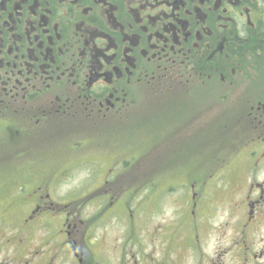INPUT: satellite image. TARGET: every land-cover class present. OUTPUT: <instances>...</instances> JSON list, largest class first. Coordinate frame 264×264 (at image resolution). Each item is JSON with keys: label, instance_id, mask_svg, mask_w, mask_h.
Instances as JSON below:
<instances>
[{"label": "flooded vegetation", "instance_id": "flooded-vegetation-1", "mask_svg": "<svg viewBox=\"0 0 264 264\" xmlns=\"http://www.w3.org/2000/svg\"><path fill=\"white\" fill-rule=\"evenodd\" d=\"M153 114L173 131L155 148ZM187 157L160 189L188 185L167 234L184 244L157 261L153 223L131 264H264V0H0V264H102L93 229L137 216L112 210L135 194L122 184L158 188L155 173ZM75 170L103 174L66 189ZM87 195L99 201L84 219ZM217 198L229 207L206 254Z\"/></svg>", "mask_w": 264, "mask_h": 264}, {"label": "rangeland", "instance_id": "rangeland-1", "mask_svg": "<svg viewBox=\"0 0 264 264\" xmlns=\"http://www.w3.org/2000/svg\"><path fill=\"white\" fill-rule=\"evenodd\" d=\"M185 111L186 113L188 112V110ZM169 113L161 112L163 116ZM158 118L159 116L156 114H153L150 118H148L149 133L144 137V140L148 141L149 144L150 142H154L157 138H159V142L155 143L154 148L161 142H163L173 132L172 131L169 135H167L166 131H160V129L156 127ZM162 138L164 139L160 141ZM186 150L190 153V150L188 148ZM75 151H71L69 153V160L71 156L77 154L78 151ZM206 151H197L195 160L207 161L205 155ZM212 151L213 150L210 151V155ZM213 158L215 157H212L211 155V163L213 162ZM191 166L192 160L187 157V160L185 162L173 166L163 167L162 170L156 173V169L154 168L152 171L153 174L155 173L156 179L159 182L160 186L158 188L153 187L148 192H142L140 190L142 182L139 180H132L128 184L127 182L122 184V191H134L135 194L131 197L124 198L122 203L120 202L116 204L118 207L113 208L112 210H128V208H130L137 213V216H135L134 221H132L127 216L123 220L110 221L106 225H100L93 229L97 236V239H95V242L91 245V250L94 254H100V262L102 264H121L122 260H125V264H131V261L135 258L141 259L142 255L147 253L150 250V246L152 245L151 241L149 240V236L153 234L151 227L153 223L161 224L163 226V236L157 238L154 241V244L160 251L155 255V258H157V261L164 260L165 262L170 263L171 256H175V254L179 252L178 248L181 249V244H184V242L180 241V243H173V245L170 246L167 242V234L171 229L174 230L178 215L183 212V210H190V206L188 203L190 192L188 185L186 186V189L175 187L170 188L168 192H160V189H162V187H164L165 185H176L179 177H181L182 175H187L188 172L191 171ZM98 174L103 173L100 171H93L91 175H88V177H84L83 172L81 173V171L75 170L73 176L70 177V184H68V187L66 189L70 190V188H72L74 184H78V181L80 183L82 180H85L87 186L85 190L90 189L96 185L97 180H100V176ZM60 188L63 189V185ZM83 194L84 193H81L78 196H82ZM51 197L55 202H63L67 200L60 192L53 191V193H51ZM97 198L98 200L94 199V197L90 195L82 197V206L79 208V210H81V216L84 219L88 218L94 210H97V202L99 201V197ZM45 200L49 201L48 198L44 199V201ZM207 201L210 203L209 205L214 210L212 215L208 216L211 219L210 222H212L213 225L212 230L208 231L207 229L203 231V234H205V238H208L209 240L208 243L203 247V250L206 254H209L213 249V233L215 229H219L217 225L224 219L222 210H225L224 212H226L229 205L224 204L223 206H220L221 198H217L215 199V201L214 199H209L205 200L204 202L207 203ZM27 208L28 206H25L20 210H26ZM1 209L2 208H0V210ZM46 210L52 209L47 208ZM128 224H130V226H134L135 230L133 233L135 234L127 233ZM101 243H104V246L101 248L100 252L99 244ZM181 261L183 262V264H190L189 257L184 256L181 258Z\"/></svg>", "mask_w": 264, "mask_h": 264}]
</instances>
